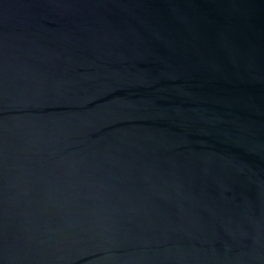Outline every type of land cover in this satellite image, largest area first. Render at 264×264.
Segmentation results:
<instances>
[{
	"label": "water",
	"instance_id": "obj_1",
	"mask_svg": "<svg viewBox=\"0 0 264 264\" xmlns=\"http://www.w3.org/2000/svg\"><path fill=\"white\" fill-rule=\"evenodd\" d=\"M0 264H264V0H0Z\"/></svg>",
	"mask_w": 264,
	"mask_h": 264
}]
</instances>
